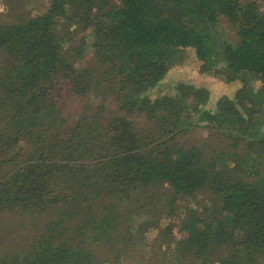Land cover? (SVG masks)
<instances>
[{
    "label": "trees",
    "instance_id": "16d2710c",
    "mask_svg": "<svg viewBox=\"0 0 264 264\" xmlns=\"http://www.w3.org/2000/svg\"><path fill=\"white\" fill-rule=\"evenodd\" d=\"M34 1L0 18V264H264L258 0ZM189 51L236 96L158 90Z\"/></svg>",
    "mask_w": 264,
    "mask_h": 264
},
{
    "label": "rangeland",
    "instance_id": "374dc122",
    "mask_svg": "<svg viewBox=\"0 0 264 264\" xmlns=\"http://www.w3.org/2000/svg\"><path fill=\"white\" fill-rule=\"evenodd\" d=\"M251 1V0H246ZM39 2V3H38ZM41 0L32 2L35 5H31L34 10H42L43 5H40ZM260 5V10L264 12V0H258ZM9 5L8 0H0V18H8L9 14ZM222 33V37H229L230 39L236 38V30L231 26L226 18H221L219 21V25L217 26ZM200 61L196 59L193 51H189L184 63L182 65H176L171 70L170 78L165 85H161L158 90L161 92L169 91L171 87L176 89V86H173L172 82L180 83V82H188L193 83L197 86H205L210 90V99L207 104L208 108H215L217 103L222 97L228 96L230 98H234L237 94L238 89L243 85L240 80L234 82H227L226 79L221 74L205 73L200 71ZM251 84L255 87V89L261 86V81L259 79L252 80ZM192 202H195L192 201ZM190 201H186V199L181 202L180 205H188ZM165 221V220H164Z\"/></svg>",
    "mask_w": 264,
    "mask_h": 264
}]
</instances>
